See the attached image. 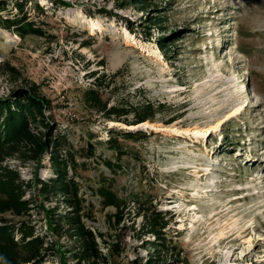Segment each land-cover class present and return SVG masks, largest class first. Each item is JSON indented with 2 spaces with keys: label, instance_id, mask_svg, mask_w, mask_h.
Returning <instances> with one entry per match:
<instances>
[{
  "label": "rangeland",
  "instance_id": "374dc122",
  "mask_svg": "<svg viewBox=\"0 0 264 264\" xmlns=\"http://www.w3.org/2000/svg\"><path fill=\"white\" fill-rule=\"evenodd\" d=\"M1 1L0 18L9 19H23L15 9L23 1L24 23L42 36L26 24L23 38L0 27L8 34H0V99L36 85L49 102L44 121L79 184L82 221L122 249L109 256L97 238L110 264H144L155 254L146 215L156 211L168 220V251L161 253L168 264H264V0ZM151 17H164L162 29L148 24ZM97 76L107 108L129 111L120 121L133 123L135 107L150 103L155 113L146 122L157 129H136L129 138L89 108L84 92ZM238 105L240 114L205 137L180 133L215 124ZM169 126L176 132L163 130ZM104 161L115 165L113 174ZM7 164L25 182L54 177L48 154L39 166L18 157ZM102 178L124 201L119 225L109 219L115 209L103 208L94 193ZM37 189L23 197L31 199L30 217H4L27 220L53 241L40 264H74V240L45 234V212L69 208Z\"/></svg>",
  "mask_w": 264,
  "mask_h": 264
},
{
  "label": "trees",
  "instance_id": "16d2710c",
  "mask_svg": "<svg viewBox=\"0 0 264 264\" xmlns=\"http://www.w3.org/2000/svg\"><path fill=\"white\" fill-rule=\"evenodd\" d=\"M117 1H127L128 4L139 2V0ZM118 6L126 7V4H118ZM5 7V2L0 0V12ZM36 7L38 6L36 5ZM147 8L148 5H144L138 10L145 11ZM15 9H19L23 19L0 18V27L7 31L14 27L20 38H23V32L26 30L23 24H26L25 26H28L33 34L42 36L41 31L32 28L30 23H24L23 1L16 5ZM163 18L151 17L148 19V24L153 26L159 24L158 28L162 29L160 21ZM164 42V39H160L161 48L165 47ZM95 74L96 71L92 72L91 76H95ZM99 80L100 76H97L92 84L93 87L84 92V99L89 108L102 113L106 119L112 122H123L127 126L139 125L153 119L155 110L150 103H147L142 107L143 111H139L140 106L135 107L133 123L128 124L125 120L120 121V118L126 116L129 111L119 107L107 108V102L102 100L99 89H97L102 86ZM48 104L49 102L40 96L36 85L18 88L11 92L6 99H0V264H40L46 257L47 251L51 250L54 245L53 241L46 240V235L35 234L29 221L10 223L4 217L6 214L30 217L31 199H23V197L32 186L34 189L38 187L37 192L44 200L61 198V202L66 208H69V211L63 215L57 213V209L54 208L45 212V218L48 221V231H45V234L59 237L62 232H66L69 238L74 240V264H110V254L119 256L122 249L118 245H107L101 233L95 234L84 225L82 221L84 200L79 195V184L70 175L69 161L59 157L57 149L59 142L52 135V127L44 121L43 113ZM39 127L44 128L45 133L33 131V128ZM124 134L133 138L136 132L126 131ZM109 140V147L116 151L118 156L121 152L117 146H111L115 141ZM93 153V149H90L87 155L91 156ZM45 154L49 155L54 175L47 180L38 179L35 175L32 181L25 182L20 179L17 170L7 164L9 159L18 157L25 163L39 166ZM69 158L72 166H77L74 164L73 157ZM104 164L112 174L115 172L116 167L113 163L104 161ZM106 180L111 183H107ZM111 186V179L102 178L94 193L103 208L113 207L115 209V213L110 215L109 219L113 220V224L119 225L123 220L125 204L111 189ZM57 200L59 202V199ZM40 207L43 208V206ZM165 218V213L162 211H156L150 216L146 215L148 228L146 232L151 234L156 242L152 243L155 254L149 257L144 264H168L161 254L167 250L165 238L162 236L163 229L168 225V220ZM65 227L66 229H64ZM97 238L105 244L109 256L100 251ZM131 264H136V262Z\"/></svg>",
  "mask_w": 264,
  "mask_h": 264
},
{
  "label": "bare ground",
  "instance_id": "6f19581e",
  "mask_svg": "<svg viewBox=\"0 0 264 264\" xmlns=\"http://www.w3.org/2000/svg\"><path fill=\"white\" fill-rule=\"evenodd\" d=\"M97 25H98L97 23L91 22V26H92V27H96ZM0 34H1V36L3 35L4 37H5V36H6V37L8 36L7 32H4V31H0ZM240 112H241V107L238 105V106H236L235 108H233L232 110H230V111L226 114V116H225V118H224L223 120H218V121H216L215 124H212V125L207 126V127H205V128H200V129H196V128H194L193 130H189V129H187V130H183V131H181V132L179 131V132H180L181 134H189V133H191L192 135H195V136H202V137H205L207 133H210V134H211V132H212V131H215L216 129H218L219 126H220L223 122H225L226 120L231 119L232 117H234V116L240 114ZM116 124H117L120 128H122V129H124V130H126V131H127V130L133 131V130H136V129H145V128L148 129V127H150V128H151V127L154 128V127L152 126V124H149V123H147V122L141 123V124H139V125H131V126H127V125L122 124V123H116ZM154 129H157V128H154ZM163 130L169 132L170 134L173 133V132H176V130L171 129L170 126H169V127H165ZM193 209H195V208H193Z\"/></svg>",
  "mask_w": 264,
  "mask_h": 264
},
{
  "label": "water",
  "instance_id": "95a60500",
  "mask_svg": "<svg viewBox=\"0 0 264 264\" xmlns=\"http://www.w3.org/2000/svg\"><path fill=\"white\" fill-rule=\"evenodd\" d=\"M136 125V124H135ZM122 129V128H121Z\"/></svg>",
  "mask_w": 264,
  "mask_h": 264
}]
</instances>
